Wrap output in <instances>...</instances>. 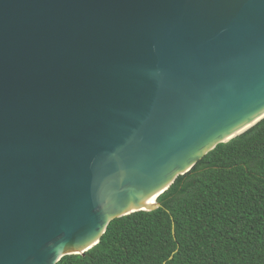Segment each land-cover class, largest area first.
Instances as JSON below:
<instances>
[{
	"label": "water",
	"instance_id": "95a60500",
	"mask_svg": "<svg viewBox=\"0 0 264 264\" xmlns=\"http://www.w3.org/2000/svg\"><path fill=\"white\" fill-rule=\"evenodd\" d=\"M264 119V0H0V264L96 246Z\"/></svg>",
	"mask_w": 264,
	"mask_h": 264
},
{
	"label": "trees",
	"instance_id": "16d2710c",
	"mask_svg": "<svg viewBox=\"0 0 264 264\" xmlns=\"http://www.w3.org/2000/svg\"><path fill=\"white\" fill-rule=\"evenodd\" d=\"M156 201L56 264H264V119L208 152Z\"/></svg>",
	"mask_w": 264,
	"mask_h": 264
}]
</instances>
